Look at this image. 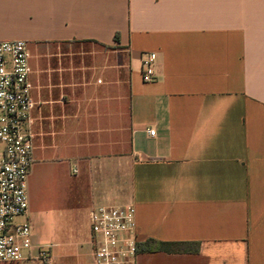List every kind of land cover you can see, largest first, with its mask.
<instances>
[{"label": "crops", "instance_id": "1", "mask_svg": "<svg viewBox=\"0 0 264 264\" xmlns=\"http://www.w3.org/2000/svg\"><path fill=\"white\" fill-rule=\"evenodd\" d=\"M15 40L32 167L85 201L89 234L93 208L133 205L136 264H264V0H0Z\"/></svg>", "mask_w": 264, "mask_h": 264}, {"label": "built area", "instance_id": "2", "mask_svg": "<svg viewBox=\"0 0 264 264\" xmlns=\"http://www.w3.org/2000/svg\"><path fill=\"white\" fill-rule=\"evenodd\" d=\"M28 58L27 42L0 41V264H52L51 248L33 244V225L16 221L28 212L33 165ZM156 61V53L143 54V82L155 80ZM89 223L93 264H136L133 205L97 206L89 212Z\"/></svg>", "mask_w": 264, "mask_h": 264}, {"label": "rangeland", "instance_id": "3", "mask_svg": "<svg viewBox=\"0 0 264 264\" xmlns=\"http://www.w3.org/2000/svg\"><path fill=\"white\" fill-rule=\"evenodd\" d=\"M53 175V166L32 167L28 221L34 229L33 244L51 248L52 264H89L91 248L85 242L91 241V230L89 234L85 201L74 196L67 182H57ZM16 221L27 220L23 216Z\"/></svg>", "mask_w": 264, "mask_h": 264}, {"label": "trees", "instance_id": "4", "mask_svg": "<svg viewBox=\"0 0 264 264\" xmlns=\"http://www.w3.org/2000/svg\"><path fill=\"white\" fill-rule=\"evenodd\" d=\"M139 247H140V244L138 243L137 251L139 250ZM161 248H165L166 251H170V248H169V245L168 244H162L161 243Z\"/></svg>", "mask_w": 264, "mask_h": 264}]
</instances>
